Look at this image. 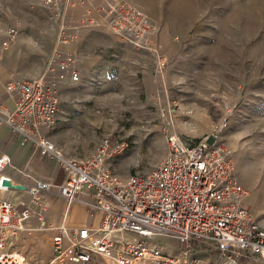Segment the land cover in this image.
<instances>
[{
	"label": "rangeland",
	"instance_id": "obj_1",
	"mask_svg": "<svg viewBox=\"0 0 264 264\" xmlns=\"http://www.w3.org/2000/svg\"><path fill=\"white\" fill-rule=\"evenodd\" d=\"M127 1L150 24L144 48L110 28L80 27L85 6L65 10V23L77 35L67 52L80 78L61 90L60 125L51 132L61 154L84 160L109 136L111 146H125L107 165L127 177L160 163L167 131L190 143L209 137L228 151L247 190L245 204L264 226V0ZM39 3L0 0V29L5 36L16 25L22 47L33 48L34 71L57 46L55 26ZM150 242L179 248L169 237ZM195 251L205 263L214 261L215 253ZM89 264L106 262L94 257Z\"/></svg>",
	"mask_w": 264,
	"mask_h": 264
},
{
	"label": "built area",
	"instance_id": "obj_2",
	"mask_svg": "<svg viewBox=\"0 0 264 264\" xmlns=\"http://www.w3.org/2000/svg\"><path fill=\"white\" fill-rule=\"evenodd\" d=\"M38 1L55 26L57 46L46 55L40 75L6 87L16 98L12 109H0V121L22 143L32 144L41 157L54 160L64 178L60 184L33 179L24 185L29 205L0 199V264L23 263L16 243L20 233L28 230L29 220L44 225L41 194L50 191L67 209L79 203L90 215H100V220L95 228H54L51 256L43 264H89L94 257L106 264L264 263V226L245 204L247 190L238 180L228 151L216 140L207 137L190 143L167 131V150L158 165L120 177L107 160L125 144L111 146L105 136L88 158L75 160L63 156L41 133L56 125L60 85L79 80L75 56L58 48L77 37L65 23L69 6L87 7L80 27L110 28L136 48L148 45L151 28L142 11L127 0ZM6 34L3 50L14 41L16 27L7 28ZM10 164L9 157L2 155L0 174ZM4 178L10 180L2 174L0 190H8L1 185ZM158 236L176 240L179 248L168 251L150 242ZM195 247L213 251L217 260L205 263Z\"/></svg>",
	"mask_w": 264,
	"mask_h": 264
},
{
	"label": "crops",
	"instance_id": "obj_3",
	"mask_svg": "<svg viewBox=\"0 0 264 264\" xmlns=\"http://www.w3.org/2000/svg\"><path fill=\"white\" fill-rule=\"evenodd\" d=\"M1 26V21H0ZM14 25H9L7 28ZM16 27V25L14 26ZM17 29V28H16ZM7 39L3 35V29H0V109L10 110L14 107V100L16 94H8L6 87L10 84L37 77L43 71V64L34 71L33 68V48L26 44L22 47V38L15 37L14 41L10 43L4 50L1 48L2 43ZM68 45H60V49L67 52ZM79 70V69H78ZM80 78V74H79ZM67 83V82H66ZM66 83H62L59 87V105L62 96L61 90ZM59 106L57 113V122L53 129H41V133L52 141L55 147L59 149L57 139L51 132L60 125L59 120ZM64 120L62 117L60 118ZM63 123V122H62ZM58 125V126H57ZM64 152H67L66 147H62ZM6 155L9 157L11 164L7 165L2 174L8 177L12 183H19L27 185L33 181H49L53 184H60L63 181L64 173L62 168L51 159L41 157L38 150L30 143H22L20 137L13 135L9 128L0 121V157ZM0 174V176L2 175ZM42 202L44 204V227L39 226L36 219H31L27 222V231L21 232L16 243V250L20 254L24 252V248L29 246L37 248L36 253L27 251L25 259L30 264H43L51 256L52 236L56 233L54 228L64 225L70 228L76 227H97L100 220V215H90L89 212L79 203H73L67 209L64 201L56 195L54 191L42 193ZM0 199L8 200L16 204H30V198L25 191L18 190H0ZM51 228L52 230H47ZM25 243V245H24ZM26 244H28L26 246ZM163 247V246H162ZM167 249V247H163ZM201 250H207L212 255L213 251L205 247H195ZM46 249V251H45ZM196 252V251H195ZM25 253V252H24ZM26 254V253H25ZM209 256V255H208ZM28 257V258H27ZM210 257V256H209ZM214 259L217 260L214 254Z\"/></svg>",
	"mask_w": 264,
	"mask_h": 264
},
{
	"label": "water",
	"instance_id": "obj_4",
	"mask_svg": "<svg viewBox=\"0 0 264 264\" xmlns=\"http://www.w3.org/2000/svg\"><path fill=\"white\" fill-rule=\"evenodd\" d=\"M1 185L3 187H6V188L12 189V190H18V191H24L25 190L24 185L19 184V183H12L10 180H7L5 178L2 179Z\"/></svg>",
	"mask_w": 264,
	"mask_h": 264
},
{
	"label": "bare ground",
	"instance_id": "obj_5",
	"mask_svg": "<svg viewBox=\"0 0 264 264\" xmlns=\"http://www.w3.org/2000/svg\"><path fill=\"white\" fill-rule=\"evenodd\" d=\"M222 122H223V121H222ZM220 124L222 125L221 121H220ZM22 264H29V262L24 258Z\"/></svg>",
	"mask_w": 264,
	"mask_h": 264
}]
</instances>
